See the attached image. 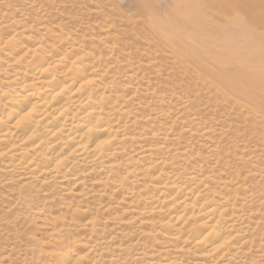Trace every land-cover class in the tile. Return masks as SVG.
Returning a JSON list of instances; mask_svg holds the SVG:
<instances>
[{"label":"bare ground","instance_id":"bare-ground-1","mask_svg":"<svg viewBox=\"0 0 264 264\" xmlns=\"http://www.w3.org/2000/svg\"><path fill=\"white\" fill-rule=\"evenodd\" d=\"M151 2L134 0V4L140 7V13L154 16L156 8ZM176 2L173 0V5L180 8L182 1ZM254 2L242 0L237 6L251 17L253 23L262 24L264 13L256 14L255 10L257 7L264 9V4L252 6ZM52 3L48 2V12L55 9ZM96 3L95 7H101ZM60 7L56 8L60 10ZM147 7L149 10H145ZM101 13L104 14L103 11ZM73 16L70 13V18L66 19L70 21L69 25L83 29L86 25L82 26ZM207 16L205 13L203 17L201 15L202 18ZM50 17L55 18L54 15ZM122 17L131 32L138 36V23L132 17ZM195 22L191 32L206 33L210 19L206 22L195 19ZM34 23L32 21L25 26L12 14L0 12V50L5 53L1 54L5 64L0 69V175L7 177L5 180L8 183L26 185L29 192L24 201L28 209L40 212L47 208L48 214L40 218L43 246L47 248L44 258L41 257L43 262L103 264V259L96 254L99 252L98 244L88 247L85 242V232L90 237L99 233L96 219L100 211L87 203L92 200L89 193L80 195L84 193L87 181L92 183L90 186L93 189L101 190L99 195L105 200L110 198L108 190L112 196H118L117 205L128 201L129 205L134 204L132 208L136 215L130 221H135L137 217L145 218L147 221H142L141 225L145 229L151 221H157L163 232V242L173 247L176 254H181L167 259L168 251L162 250L160 254L163 256L150 264H183L185 254H196L199 261L194 264H230L236 255H242V251L249 247V237H245L249 231L243 228L248 213L244 201L264 200V191L251 185L244 192L236 188L242 172L236 166L234 172L231 171L227 155L216 154L215 143V147L210 146L211 135L216 134L210 129L214 128L207 129L197 114L193 119L188 117V111H193L191 108L194 107L189 101L190 92L184 90L182 96L174 99L175 95L163 96L161 91L158 92L161 81L158 80L159 86L151 83L159 78L152 79L154 73L162 72L158 67V58L162 61L161 57L172 59L185 73H188L192 59L176 54L174 50L171 54L135 53L120 54L121 57H118L119 54H115L117 41L109 45L107 54H104L98 44L109 38L107 33L97 36L81 29L79 36L74 38L72 27L73 32L68 29V33L63 28H50L49 23L48 27L47 24ZM101 26L106 32L112 28V24L107 23ZM29 28L35 29V33L27 31ZM159 28L153 25V34H157V29L161 30ZM143 37L150 41V38ZM151 40L162 52L168 45L163 37ZM122 46L125 48L126 45ZM114 56V62L121 59L125 67H112L110 60ZM143 62L145 68L141 66ZM148 71L153 73L152 77L146 74ZM201 71L208 78L210 70L194 65L198 80L204 77ZM136 84L137 87H134ZM225 87L229 92H236L229 84ZM212 88L221 90L214 83ZM140 90L148 97L147 105L158 101L148 113L139 109L143 98L139 95ZM170 116L172 120L168 124L164 118ZM205 147L212 153L208 158ZM257 152L260 151L249 153L253 162ZM239 156L244 159V155ZM122 157H126L124 162L114 161ZM80 168L87 170L81 173ZM216 168H219V175L226 171L222 175L224 177L214 176ZM247 173L242 180L257 174L250 175L252 171ZM211 178L217 179V187L210 184ZM147 181H151L153 187L148 188ZM35 183L39 185L33 186ZM126 184L129 187L125 190ZM35 188L38 192L41 188L46 192L60 188L67 191V196L76 189L81 199L73 201L76 207H70L71 202L62 206L64 202L56 196L43 195L39 198L33 190ZM239 194L243 202H238ZM216 196L218 199H215ZM104 244L105 240L101 246ZM262 244L258 243L256 248L259 250ZM107 247L101 249L108 250ZM252 248L250 244L245 252L249 253Z\"/></svg>","mask_w":264,"mask_h":264},{"label":"rangeland","instance_id":"rangeland-1","mask_svg":"<svg viewBox=\"0 0 264 264\" xmlns=\"http://www.w3.org/2000/svg\"><path fill=\"white\" fill-rule=\"evenodd\" d=\"M41 1L44 2L42 3ZM55 1L0 0V12L12 14L16 18V21L21 22V24L25 26H29L32 21H35V25L40 22L44 25L47 24L46 26L48 27L49 23L50 28H63L66 32L68 29L72 32L75 30L72 33V37L74 38L79 36L82 30L90 31L88 34L93 33L97 36H103L107 33L109 38L98 44V47H100L104 54H107L106 51L109 45L117 41V52L115 54H119L118 57H121L120 54L135 53L157 55L171 54L170 52L174 50L176 54H184V56L191 58L193 62L189 67L187 66L188 73H185L172 59L161 57L164 61L158 58V67L162 72L166 71V75L161 72L156 75L154 73L153 76L151 71H148L149 73L146 72V74H149L151 77L153 76L152 79L156 76L160 78L156 77L157 80H153L151 83L159 86L158 80L159 82L161 81L160 84H162L157 88L158 92L160 93L161 91L160 94H163V96H176L174 98L176 99L180 97L179 95L183 94L184 90L190 92L189 101L194 107L191 108L193 111H188V117L191 116L190 119H193L194 114H197V117L202 118V123L204 126L206 125L207 129L208 127L214 128L210 129V131L216 134L211 135L212 140L210 142L211 145H209L214 146L215 143V146H217L215 150L216 154L224 153L223 155H227L226 157L231 163L229 165L232 166L231 171L234 172V167L236 166V168L239 167L238 171L242 172L243 176L240 177V184L236 188H239L238 190L240 192H244V189L251 185V187L264 191V172H262L264 171V87L262 86V84L264 85V23H253L251 17L238 9L237 5L242 3V0H176V3L182 1L180 3V8H176L173 5V0H152L151 3L156 8V15L154 16H149L145 14V12L140 13V7L134 4V0H97L98 2L100 1L99 4L97 1L93 0H89L90 3H88L87 0ZM243 1L251 3L252 0ZM254 1L255 2L251 4L252 6L258 4L262 6L261 3L264 4V0ZM48 2H53L54 4H52L55 5V9L50 10L51 12H48ZM94 3L101 7H95ZM37 5L40 7L38 8ZM56 5L61 6L60 10L56 8L58 7ZM61 10L65 13L61 12ZM145 10H149V8ZM95 11L99 13H97L96 16V13H93ZM102 11L105 15L101 13ZM111 11L112 13H110ZM255 12L256 14L264 13V9L257 7ZM70 13L74 14L73 17H75L78 23L80 22L81 25L83 24L82 26H86L82 29L69 25L70 21H66V19L70 18ZM204 13L208 15L204 17L205 19L202 18ZM100 14L102 15L100 16ZM51 15H54L55 18L50 17ZM124 15L132 17L134 21L138 23L136 27L139 33L138 36L131 32L130 26L125 24V19L122 17ZM82 16L83 19H81ZM195 19H197V21L204 20L205 22L210 19V26L207 28L208 31L206 30V33L201 31L198 33V31H195L193 34L191 32L194 23L196 25ZM87 21L89 24H86ZM104 22L108 25L112 24V28L109 32L102 29L101 25L106 24ZM59 25L61 27H58ZM153 25L160 26L159 29L161 30L157 29V34H153L154 31L151 29ZM70 27L74 29L72 30ZM27 31L34 34L36 30L29 28ZM143 36L148 39L150 38V41L147 42ZM159 37H163V40L168 43L164 52L154 46L151 40L152 38L158 39ZM122 45H126L125 48H123ZM148 47L151 49L149 50ZM1 54H5L3 50H0V69L2 65L5 64ZM220 55H225L226 57L221 58ZM115 60L116 56L110 60L112 67H125L122 65L121 59H119L117 63L114 62ZM144 63L145 62L140 65L145 68ZM194 65L199 66V68L210 70L208 78L205 77L207 74L204 75V72L202 73L201 71L205 78L202 77L201 80H198L197 74L194 72ZM204 81L206 82L204 83ZM212 83L219 85L221 90L212 88ZM227 84L236 92H229L225 87ZM133 86L137 87V84ZM180 86L183 87L181 88ZM172 87H174L175 90H173L174 88L171 89ZM162 90L164 93H162ZM233 93H235V95H233ZM139 95L143 97L139 106L141 112L148 113L157 105L158 101L155 102V100L147 105L146 101H149L147 100L148 97H146L141 90ZM171 120L172 116L164 118V121L168 124H170ZM179 123L178 121V124ZM183 140L184 139L181 141ZM237 142L239 144L236 145ZM234 149H237L235 150L236 153L233 152ZM204 150L208 158L211 150H208L207 147H205ZM255 150L260 152L256 153V159L255 162H253L254 159L250 157L249 153ZM239 154L244 155V159H240L241 157ZM245 155L250 157L249 159L251 161L247 159ZM125 159L126 157H122L114 161L121 163L124 162ZM218 169L219 168H216L214 170L216 173L214 176L224 177L222 175H224L226 171L223 172L222 175H219V173H217L219 171ZM79 170L82 173L87 169L80 168ZM226 170L230 171L228 169ZM258 170L261 174L260 172H256ZM248 171H252L250 175L256 173L258 175L249 176L248 180H242L248 174ZM84 175L85 174H83V176ZM1 176L2 175H0V264H36L39 260L42 261L38 264H45L42 258H44V251H46L47 248L43 246L44 238L41 236L43 230H41L40 227L42 219L40 218L48 214L46 211L47 208L44 207L42 209V207H39L42 209L40 212H36L34 209H28L24 201L25 195L29 192L25 188L26 185L19 184L18 182L8 183L5 180L7 177ZM148 181V188L153 187V183ZM29 182L30 181H27V183ZM218 183L217 179H210V184L213 187H217ZM37 185H39V183H35L33 186ZM90 185H92V183L87 181L86 184H84L85 191L80 195L89 193L92 200L87 203H91L94 209L100 210L96 219V230L99 233H95L90 237L88 233L85 232L84 236L88 247L98 244L97 251L99 252L96 254L99 256V259H103L101 260L103 264H150L151 261L160 259V257L163 256L160 254L162 250L168 251L166 253L168 254L166 257L167 259L176 258L181 255L176 254L173 247H168L167 244L163 242V232L157 221H151V224H149L146 229L141 226L142 221H147L145 218L141 219L137 217L134 218L136 219L135 221H130V218L136 215L132 208L134 204L129 205L130 201H128V203L125 202L117 205L116 200L118 196H112L108 190L106 191L110 195V198L105 200L99 195L101 194V190H95ZM128 187L129 185L126 184L125 190ZM33 190L39 198L43 197V195L56 196L64 202L62 206H66L71 202L70 207H76L77 204L73 201L75 199H81L76 189H74L69 196L66 195L67 191L60 188H55L52 192H46L43 188L40 189V192L37 191V188ZM215 199H218V197L216 196ZM240 201L243 202L241 194H239L238 198V202ZM244 202H246L244 206L248 213H246L243 228L245 227L244 231H249L246 232L245 235V237H249L247 246L249 245L250 247L251 244L253 248L249 253H246L245 251L249 249V247H246L244 251H242L243 254L241 255L240 253L236 255V257L231 260L230 264H264V200H258L256 198ZM108 205H111L110 209ZM64 208L67 209L66 207ZM107 210L109 212H107ZM249 211H253V213L250 214ZM104 240L105 244L101 246ZM258 243H263L262 246L259 247V250L256 248ZM106 245H108V250H105V248L101 249ZM118 247L120 248L118 249ZM112 258L116 259L110 263ZM182 259L183 264H194V262L199 261L197 260L196 254H185ZM255 261L257 263H255Z\"/></svg>","mask_w":264,"mask_h":264}]
</instances>
